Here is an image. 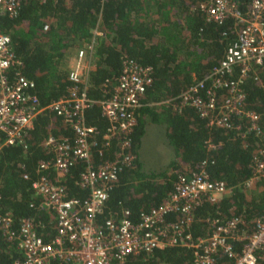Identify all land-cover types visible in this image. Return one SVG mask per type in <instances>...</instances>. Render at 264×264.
Segmentation results:
<instances>
[{"label":"trees","instance_id":"obj_1","mask_svg":"<svg viewBox=\"0 0 264 264\" xmlns=\"http://www.w3.org/2000/svg\"><path fill=\"white\" fill-rule=\"evenodd\" d=\"M206 1L25 0L16 15L0 13V31L9 35L10 47L20 60V72L33 81L32 92L40 105L66 94L70 84L67 54L93 36L86 93L94 102L84 110V117L99 134L107 122L100 113L98 100L110 92L122 56L150 66V83L138 97L136 123L128 134V150L133 160L118 171L96 216L98 224L121 209L128 211L131 220H136L140 212L156 206L169 195L177 174H187L201 166L209 179L221 181L227 191L215 200L203 197L193 207L190 223L193 236L203 234L211 218L238 216L247 230L253 228L255 220L264 219V175L249 185L243 184L251 174L252 155L264 147V89L249 75L241 84L243 106L258 115L259 136L208 125L194 107H177L176 95L194 80L206 76L236 34L237 27L231 18L220 23L205 19ZM234 1L243 11L250 0ZM95 28L101 33L93 34ZM256 73L264 74V58ZM223 93L224 90H219L218 101ZM147 121L165 125L166 139L174 151V158L158 170L144 171L137 160V147ZM240 122L242 130L245 121L240 119ZM48 133L54 137H73L71 127L61 116L43 110L24 132L22 144L0 146V210L17 219L33 218L38 222L34 229L44 241L53 236L54 224L36 216L29 206V200L35 197L30 179H23L22 173L32 178L36 160L50 155L42 145ZM116 149L117 137H114L101 155L92 148L90 160L96 163L113 158ZM82 163L75 161L64 179L70 193L79 192L73 181ZM178 217L174 212L166 215L169 220ZM20 257L14 243L0 236V264H11ZM191 258L189 249L170 246L154 248L148 255L128 254L120 264H191ZM214 258L215 264L230 262L219 251Z\"/></svg>","mask_w":264,"mask_h":264},{"label":"built area","instance_id":"obj_2","mask_svg":"<svg viewBox=\"0 0 264 264\" xmlns=\"http://www.w3.org/2000/svg\"><path fill=\"white\" fill-rule=\"evenodd\" d=\"M23 1L0 0V13L16 15ZM203 10L206 20L220 23L231 18L237 27L236 34L206 76L194 80L176 95L177 107H194L208 125L259 136L258 115L243 106L241 84L249 75L264 89V74L256 73L264 58V0H250L243 11L234 0H207ZM100 33L93 30V34ZM93 43L91 36L67 54L70 84L66 94L40 105L32 92L33 81L20 72V60L10 47L9 35L0 31V146L22 144L24 132L43 110L61 116L73 131L72 139L48 133L42 145L50 155L36 160L32 178L22 173L23 179H30L35 197L29 200V206L36 216L54 224L51 239H41L34 229L38 222L33 218L17 219L0 210V236L14 243L21 254L11 264H120L128 254L148 255L154 248L170 246L189 249L191 264H215L218 251L230 259L229 264L264 261V219L255 220L253 228L247 230L238 216L211 218L203 234L192 235L193 207L203 197L215 200L227 191L221 181L209 179L202 166L187 174H177L169 195L140 212L136 220L121 209L98 224L96 216L118 171L133 160L128 134L136 123L138 97L150 83V66L122 56L110 92L98 100L100 113L107 122L99 134L84 117V110L94 102L86 93ZM219 90L224 93L218 101ZM240 119L245 121L242 130ZM114 137V157L93 163L91 149L101 155ZM75 161L83 162L73 181L79 192L70 193L64 179ZM251 169L250 176L243 181L245 186L264 175V147L252 155ZM172 212L180 217L166 219Z\"/></svg>","mask_w":264,"mask_h":264},{"label":"crops","instance_id":"obj_3","mask_svg":"<svg viewBox=\"0 0 264 264\" xmlns=\"http://www.w3.org/2000/svg\"><path fill=\"white\" fill-rule=\"evenodd\" d=\"M69 61L70 60L67 58V62H69ZM149 133L159 134L165 140L166 151H165V155H164L163 162L161 163L160 166H157L154 163H149L146 160H142V158L140 156L139 149H140L141 141ZM136 153H137V160L140 163V167L144 171H148V170H158V169L164 168L168 164V162L174 158V151H173V148L171 147V145L168 143V141L166 139V136H165V125L163 123H155V122H150V121H147L145 123L144 129H143V133H142V135L140 137L139 145L137 147V152ZM155 157H156V155H155Z\"/></svg>","mask_w":264,"mask_h":264},{"label":"rangeland","instance_id":"obj_4","mask_svg":"<svg viewBox=\"0 0 264 264\" xmlns=\"http://www.w3.org/2000/svg\"><path fill=\"white\" fill-rule=\"evenodd\" d=\"M73 49L74 48L71 50L73 51ZM139 151L142 160H146L149 163H154L157 166H160L163 162L166 151L165 140L159 134L149 133L141 141Z\"/></svg>","mask_w":264,"mask_h":264}]
</instances>
